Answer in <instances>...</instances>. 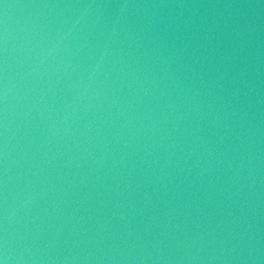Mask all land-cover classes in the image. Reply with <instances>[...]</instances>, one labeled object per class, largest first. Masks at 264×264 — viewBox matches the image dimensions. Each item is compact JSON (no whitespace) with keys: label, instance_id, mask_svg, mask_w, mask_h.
<instances>
[{"label":"water","instance_id":"obj_1","mask_svg":"<svg viewBox=\"0 0 264 264\" xmlns=\"http://www.w3.org/2000/svg\"><path fill=\"white\" fill-rule=\"evenodd\" d=\"M0 264H264V0H0Z\"/></svg>","mask_w":264,"mask_h":264}]
</instances>
